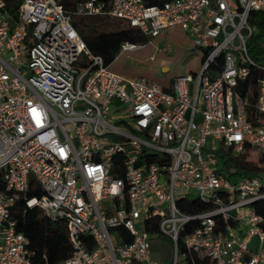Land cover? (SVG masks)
<instances>
[{
  "label": "built area",
  "instance_id": "2783aa9c",
  "mask_svg": "<svg viewBox=\"0 0 264 264\" xmlns=\"http://www.w3.org/2000/svg\"><path fill=\"white\" fill-rule=\"evenodd\" d=\"M151 1L78 0L70 12L58 0H20L13 14L0 0V264H32L10 215L18 199L65 221L73 251L59 264H163L150 258L153 225L172 240L177 264L189 221L197 225L182 237L184 256L264 264V229L251 205L264 198V170L230 179L217 155L223 147L264 156V62L248 46L258 31L250 13L264 12V0ZM74 16L118 17L149 38L180 26L200 65L167 86L124 77L88 48ZM252 70L260 75L248 119L249 96L237 87ZM34 188L42 193L29 195ZM189 191L208 207L180 209ZM116 226L131 239L114 232L115 242Z\"/></svg>",
  "mask_w": 264,
  "mask_h": 264
},
{
  "label": "trees",
  "instance_id": "16d2710c",
  "mask_svg": "<svg viewBox=\"0 0 264 264\" xmlns=\"http://www.w3.org/2000/svg\"><path fill=\"white\" fill-rule=\"evenodd\" d=\"M19 1L20 0H7V11L15 14ZM58 1L62 3L68 11L72 12L78 0ZM151 2H157V0H152ZM108 3L109 0H105L106 6ZM101 17L107 18L109 22V27L107 29H98L88 25L89 22H96L97 19H101ZM81 19L82 17H75L73 19L80 36L91 51L102 57L106 66L113 61L123 42L144 43L147 41V36L138 27L129 25L121 18L112 16H93L88 18L85 22L82 21L83 24H81ZM250 21L255 23L258 27L256 34L248 41L250 53L257 58V60L264 62V57L255 56L256 53L258 54L260 51L264 50L261 44L259 45V38L264 37V12L259 10L251 11ZM262 44H264V40H262ZM255 46L258 47L257 51L255 50ZM259 75V72L252 70L251 74L238 83L237 88L240 93L242 95L247 93L249 96L250 105L246 107L248 119H253L256 114L253 103L255 101L256 82ZM217 155L221 164V170L224 172L225 176L230 179H235L237 176L256 175L264 170V167L261 166L264 164V156H262L261 160L255 161L252 158H248V153L240 152L233 155L223 147L219 149ZM32 193L40 195L42 190L40 188H34L33 190L29 189L28 194L30 195ZM251 205L255 212L261 217V222L259 224L261 228L264 229V198L254 201ZM178 206L184 211L191 212L204 210L208 207V204L195 198H183L178 201ZM10 215L15 220L16 230L23 232L29 240L27 249L32 264H59L73 251V245L70 241L65 221L41 212L36 206H27L22 199L16 200L11 206ZM216 222L220 228L223 227V222L219 216H216ZM196 225V221H189L183 225L177 239L178 252L184 251L182 237L185 233L190 232ZM111 230L121 237L122 240L129 241L131 239L129 232L122 226H116L111 228ZM149 231L152 245V238L161 237L162 234L158 233L156 225H153ZM81 238L88 249L93 247L94 242L89 236L83 235ZM167 243L169 247H172V240L170 238ZM183 259L184 264L212 263L209 257H202L195 251L184 256Z\"/></svg>",
  "mask_w": 264,
  "mask_h": 264
},
{
  "label": "rangeland",
  "instance_id": "374dc122",
  "mask_svg": "<svg viewBox=\"0 0 264 264\" xmlns=\"http://www.w3.org/2000/svg\"><path fill=\"white\" fill-rule=\"evenodd\" d=\"M76 16L73 17V19ZM100 19V18H98ZM82 22V21H81ZM85 22V21H83ZM83 22L81 24H83ZM88 23V22H87ZM90 26L98 28V26L107 29L109 27V22L106 17H101V23L97 25L95 22H89ZM101 29V28H100ZM165 39L172 42V51L168 54H163L161 52L155 51L154 41L149 42L143 48L139 50H128L122 49L118 52L116 58L110 64V70L119 73L124 77H133V75H141L144 77H149V80H155L158 83H163V78L172 75L183 74L188 71H196L200 65L202 53L199 49L191 50L192 44L189 35L185 34L183 31H177L171 35H165ZM150 38L147 37V41ZM160 40V38H155V41ZM154 53L155 58L151 59L150 54ZM162 63L168 65L167 70H163ZM250 158H256L261 160L262 156L256 154L253 150L248 152ZM197 196L195 191H189L187 197L193 199ZM110 200H103L102 206L108 207ZM114 241L116 242L117 235L111 231ZM164 242H168V235H161ZM152 258V256H151ZM184 255L178 252L177 264H184ZM159 259L163 264H171L172 256L171 253L166 256H161ZM142 264H148L144 262Z\"/></svg>",
  "mask_w": 264,
  "mask_h": 264
},
{
  "label": "crops",
  "instance_id": "0c3cea01",
  "mask_svg": "<svg viewBox=\"0 0 264 264\" xmlns=\"http://www.w3.org/2000/svg\"><path fill=\"white\" fill-rule=\"evenodd\" d=\"M95 23H97V25H99L101 23V19H97V21ZM100 28L103 29V27L98 26V29H100ZM177 31H183L185 34H187L180 26L168 27V28L161 30L157 35L150 38L149 41L144 42L142 46L134 48V49H128V50H139V49L143 48L145 45H147L149 42L153 43V41H154V44H155L154 50L155 51L161 52L163 54H168L172 51V42L169 40H166L165 35L169 36L172 33L177 32ZM158 37L160 38V40L155 41V38H158ZM191 44H192L191 50H196L197 48L193 45L192 41H191ZM120 50H122V49L120 48ZM117 54L115 55L114 59L116 58ZM150 58L154 59L155 54L151 53ZM110 64L111 63H109L107 65L108 69L110 68ZM162 67H163V70L168 69L167 64L162 63ZM117 74H119V73H117ZM136 76H141V75H133V77H127V78H134ZM173 76H175V75H172V76L170 75L168 77H161V78H163L162 79L163 83H160V84H162L163 86H167L170 83ZM145 78L149 80V77H145ZM150 80H152V79H150ZM249 245H250L251 249L255 250L257 248V245H258V239L256 237H251L249 239ZM170 253H171V247H169L167 242H164V240L161 237H158V238L153 237L152 238V245H151V251H150V258L152 256L151 259L160 260L159 257L169 255Z\"/></svg>",
  "mask_w": 264,
  "mask_h": 264
},
{
  "label": "bare ground",
  "instance_id": "6f19581e",
  "mask_svg": "<svg viewBox=\"0 0 264 264\" xmlns=\"http://www.w3.org/2000/svg\"><path fill=\"white\" fill-rule=\"evenodd\" d=\"M165 70V69H164Z\"/></svg>",
  "mask_w": 264,
  "mask_h": 264
}]
</instances>
